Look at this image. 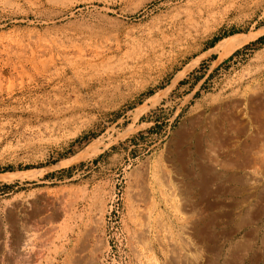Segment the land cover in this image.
Segmentation results:
<instances>
[{
	"label": "rangeland",
	"instance_id": "obj_1",
	"mask_svg": "<svg viewBox=\"0 0 264 264\" xmlns=\"http://www.w3.org/2000/svg\"><path fill=\"white\" fill-rule=\"evenodd\" d=\"M261 144L264 0H0V264H264Z\"/></svg>",
	"mask_w": 264,
	"mask_h": 264
},
{
	"label": "bare ground",
	"instance_id": "obj_2",
	"mask_svg": "<svg viewBox=\"0 0 264 264\" xmlns=\"http://www.w3.org/2000/svg\"><path fill=\"white\" fill-rule=\"evenodd\" d=\"M48 1H50V0H48ZM251 37V35H237V36H230V37H228V38H225V39H222V40H220V41H218V43L216 44V46H215V49L216 50H218V49H220V48H224L225 49V51L226 52H230L231 50H233L234 48H236V47H238L239 45H241V44H243V43H245V41L246 40H248V38H250ZM214 48V47H213ZM220 51H222V50H220ZM225 54V53H224ZM246 102V101H245ZM245 104V103H244ZM244 117V116H243ZM263 147H264V144H261ZM255 149V148H254ZM257 149H259V148H257ZM261 149H264V148H260V150ZM260 150H256L257 152H259ZM252 152V151H251ZM264 152V151H263ZM262 152V153H263ZM260 153V152H259ZM258 153V154H259ZM261 153V154H262ZM253 157H256V156H253ZM257 159V158H256ZM251 162V161H250ZM257 162V161H256ZM259 164H261V170L259 169V168H257L256 167V165L254 166V165H251V166H248L247 168H246V173H247V175H248V179H250V180H252V181H254V182H259L260 180H262V173H264V154H262V156H261V158L259 159ZM236 163V162H235ZM253 163V162H252ZM218 164V163H217ZM258 164V165H259ZM225 165V164H224ZM208 166V165H207ZM235 166V165H234ZM226 170V169H225ZM162 172V171H161ZM162 174V173H161ZM135 175H136V173H135ZM165 175V174H164ZM244 175H246V174H244ZM166 176V175H165ZM139 177V176H138ZM143 178V177H142ZM227 178H228V176H227ZM231 178V177H230ZM135 179V178H134ZM146 179V178H145ZM225 180V179H224ZM140 181V180H139ZM238 182H240V181H238ZM251 182V181H250ZM253 182V183H254ZM248 183V182H247ZM250 185H251V183H249ZM135 185V184H134ZM143 185V184H142ZM151 185V184H150ZM257 185V184H256ZM139 186V185H138ZM164 186V185H163ZM159 187V186H158ZM146 189V188H145ZM219 189V188H218ZM235 189V188H234ZM250 190V189H249ZM184 191V190H183ZM147 192H149V191H147ZM238 194V193H237ZM164 196V195H163ZM172 196V195H171ZM167 201V200H166ZM168 202V201H167ZM153 203V202H152ZM171 204V203H170ZM195 205V204H194ZM172 208V207H171ZM160 210V209H159ZM66 211V210H65ZM142 213V212H141ZM145 213V212H144ZM150 213V212H149ZM195 213V212H194ZM144 215V214H143ZM147 216V215H146ZM153 216V215H152ZM184 217V216H183ZM182 219V218H181ZM192 219V218H191ZM194 220V219H193ZM189 226V225H188ZM187 226V227H188ZM194 226V225H193ZM26 227V226H25ZM166 227V226H165ZM192 227V226H191ZM180 228H182L181 226H180ZM165 229V228H164ZM89 230V229H88ZM184 230H185V228H184ZM18 232V231H17ZM144 232V231H143ZM142 232V233H143ZM88 233V232H87ZM141 233V234H142ZM171 233V232H170ZM180 233V232H179ZM149 234V233H148ZM170 235H172V234H170ZM26 236V235H25ZM83 236V235H82ZM89 236V235H88ZM179 236V235H178ZM85 237V236H84ZM135 237V236H134ZM22 238H23V236H22ZM143 238V237H142ZM25 239H27L26 237H25ZM24 239V240H25ZM173 239V238H172ZM189 240V239H188ZM92 241V240H91ZM173 241H175V239L173 240ZM172 241V242H173ZM183 242V241H182ZM189 242V241H188ZM196 243V242H195ZM2 244V243H1ZM8 244V243H7ZM89 244V243H88ZM98 244V243H97ZM181 244V243H180ZM193 244V243H192ZM198 244V243H197ZM90 246V245H89ZM75 248V247H74ZM86 249V248H85ZM95 251V250H94ZM37 252H38V250H37ZM40 252V251H39ZM173 252V251H172ZM178 252V251H177ZM42 253V252H41ZM93 254V253H92ZM170 254V253H169ZM41 255V254H40ZM170 255H173V254H170ZM185 255V254H184ZM183 255V256H184ZM172 258V257H171ZM186 258V257H185ZM184 258V259H185ZM81 259V258H80ZM155 259V258H154ZM187 260V259H186ZM167 262V261H166ZM191 262V261H190ZM85 263V262H84ZM178 263V262H177ZM12 264V263H11ZM74 264V263H73ZM87 264V263H86ZM188 264V263H187ZM201 264V263H200Z\"/></svg>",
	"mask_w": 264,
	"mask_h": 264
}]
</instances>
